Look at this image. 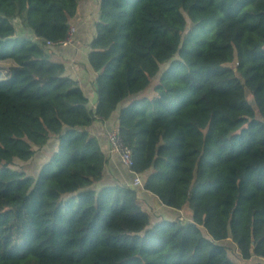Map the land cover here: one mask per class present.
Wrapping results in <instances>:
<instances>
[{"label": "trees", "instance_id": "1", "mask_svg": "<svg viewBox=\"0 0 264 264\" xmlns=\"http://www.w3.org/2000/svg\"><path fill=\"white\" fill-rule=\"evenodd\" d=\"M82 1L0 0V264H236L229 239L264 258V0H100L94 110L46 48ZM115 112L129 170L189 221L94 187L107 158L89 128ZM53 137L36 178L12 167Z\"/></svg>", "mask_w": 264, "mask_h": 264}, {"label": "crops", "instance_id": "2", "mask_svg": "<svg viewBox=\"0 0 264 264\" xmlns=\"http://www.w3.org/2000/svg\"><path fill=\"white\" fill-rule=\"evenodd\" d=\"M100 15V0H83L78 14L73 19L71 27L76 29L71 43L68 46H46L49 47L50 53L56 60L62 61L65 64L66 74L76 79L85 95L89 99L88 107L91 110L96 108L98 96L95 89L96 73L89 63V53L91 51L90 44L96 35V23ZM19 19V18H15ZM21 21V20H20ZM22 32L16 28V35L31 36L30 38L37 41L32 31L24 28L21 22ZM33 34V35H32ZM118 112H115L109 120L96 121L89 128L90 132L97 138L102 151L107 158L105 176L100 183L94 185L96 189L107 184L129 185L138 189V201L144 210L148 211L154 222L159 220H174L187 214V221L191 219V215L185 210H176L166 207L158 197L144 190L143 186H135L133 184L134 174L124 165L120 157L111 152L108 141V132L115 126H118ZM58 141L56 138H51L49 142L39 151L36 152L33 159L39 157L40 167L47 163L51 154L56 150ZM142 180L144 179L141 176ZM144 183V181H143ZM182 219V217H180ZM229 247V255L236 264H264V258L253 256L249 260H244L240 257L237 245L231 240L224 242Z\"/></svg>", "mask_w": 264, "mask_h": 264}, {"label": "built area", "instance_id": "3", "mask_svg": "<svg viewBox=\"0 0 264 264\" xmlns=\"http://www.w3.org/2000/svg\"><path fill=\"white\" fill-rule=\"evenodd\" d=\"M75 32L76 29L74 27H71L69 29L68 36L65 40L55 43L47 42L46 46H68L71 43ZM108 141L110 144L111 152L117 154L120 157L121 161L124 163V165L131 169L133 165L132 150L124 143L118 126L113 127L108 132ZM132 173L134 174L133 184L135 186H143V180L141 178V175L134 172Z\"/></svg>", "mask_w": 264, "mask_h": 264}, {"label": "rangeland", "instance_id": "4", "mask_svg": "<svg viewBox=\"0 0 264 264\" xmlns=\"http://www.w3.org/2000/svg\"><path fill=\"white\" fill-rule=\"evenodd\" d=\"M12 23L14 24V26L15 25L17 26V29H18L19 34H20L22 32L20 18L19 19H15V18L12 19ZM28 31H32V30L30 29ZM17 36H20V35H17ZM22 37H28V38H30L31 36H28L27 34H25V36H22ZM46 48L48 49L49 47H46ZM0 64H2V65L11 64V61H0ZM2 74H3V76H1V78L7 76V68L5 69L4 72H2ZM156 82H157V80L154 83H156ZM40 166L41 165H40V161H39V157L38 156L35 159H32L31 161H22V160L16 159L14 161V164L12 165V167L14 169L23 171V172L26 173V175L31 176V177H34V178L37 177V175L39 173V167ZM180 217H182V219ZM180 217H178V218L181 219L184 222H187V219L186 218L188 216H187L186 213L182 214V216H180ZM152 221H153V219H152Z\"/></svg>", "mask_w": 264, "mask_h": 264}]
</instances>
